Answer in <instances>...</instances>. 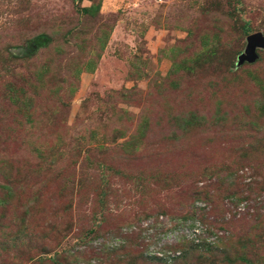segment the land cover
Returning <instances> with one entry per match:
<instances>
[{"label": "rangeland", "instance_id": "rangeland-1", "mask_svg": "<svg viewBox=\"0 0 264 264\" xmlns=\"http://www.w3.org/2000/svg\"><path fill=\"white\" fill-rule=\"evenodd\" d=\"M264 0H0V264H264Z\"/></svg>", "mask_w": 264, "mask_h": 264}, {"label": "water", "instance_id": "water-1", "mask_svg": "<svg viewBox=\"0 0 264 264\" xmlns=\"http://www.w3.org/2000/svg\"><path fill=\"white\" fill-rule=\"evenodd\" d=\"M247 45L244 52V57H242L247 63H252L255 59L254 48L260 47L264 48V37L258 33L248 35L246 37Z\"/></svg>", "mask_w": 264, "mask_h": 264}]
</instances>
